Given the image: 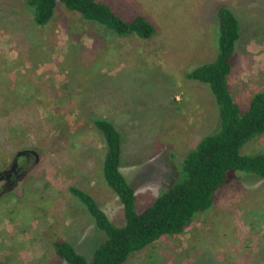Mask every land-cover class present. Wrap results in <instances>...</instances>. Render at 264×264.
Instances as JSON below:
<instances>
[{
	"label": "rangeland",
	"instance_id": "obj_1",
	"mask_svg": "<svg viewBox=\"0 0 264 264\" xmlns=\"http://www.w3.org/2000/svg\"><path fill=\"white\" fill-rule=\"evenodd\" d=\"M23 1L0 0V80L32 77L33 96L44 101L35 104L40 117L61 121L60 130H50L63 148L44 154L31 136L0 151V172L19 151L40 155L0 197V264H68L54 253L56 238L71 241L88 259L102 241L70 187L90 193L114 223H125L123 204L102 176L107 144L94 120L107 119L121 133L120 170L142 212L220 122L209 84L188 76L217 58L221 7L238 19L229 87L240 110L263 89L264 0H99L124 20L143 17L153 28L148 38L116 35L60 1L49 24L38 27ZM13 81L5 89L20 100ZM20 130L11 128L8 135ZM263 152L264 132L241 149L243 155ZM126 264H264V178L230 170L215 206L185 234L162 238Z\"/></svg>",
	"mask_w": 264,
	"mask_h": 264
},
{
	"label": "trees",
	"instance_id": "obj_2",
	"mask_svg": "<svg viewBox=\"0 0 264 264\" xmlns=\"http://www.w3.org/2000/svg\"><path fill=\"white\" fill-rule=\"evenodd\" d=\"M59 1L78 12L81 18L99 23L116 35L132 33L148 38L153 33L152 26L143 17L131 16L124 20L108 4L99 0H24L23 8L34 15L36 26L44 27L49 24ZM237 20L229 8L219 9L217 58L200 65L188 76L189 79L209 84L219 108L217 129L205 135L196 148L187 154L177 166L174 181L142 212L137 211L135 188L120 170L123 151L121 133L107 119L94 120L95 127L103 134L107 144L102 176L123 204L125 223H114L90 193L70 187L72 194L85 204L93 217L95 230L102 236V241L95 248L92 258L88 259L71 241L56 238L53 248L58 258L68 264H126L131 256L162 238L185 234L198 216L215 206L217 191L225 185L230 170L264 178V152L253 155L241 153L242 147L254 135L264 132V87L255 93L245 111L240 110L229 87L233 53L239 37ZM25 75H22L23 78L18 75L21 79L15 75H1L0 151L5 152L15 140L21 144L29 142L31 136L37 141V149L44 154L52 148L58 151L63 145L57 143L61 141L59 135H53L50 127L56 125L60 130V118L59 123L53 121L52 124L40 117L37 103L44 101L33 96L35 88L32 89V77L28 80ZM9 80L19 82L12 90L20 91V100L13 98L5 89ZM16 127L21 129L19 134L8 135L9 130Z\"/></svg>",
	"mask_w": 264,
	"mask_h": 264
},
{
	"label": "flooded vegetation",
	"instance_id": "obj_3",
	"mask_svg": "<svg viewBox=\"0 0 264 264\" xmlns=\"http://www.w3.org/2000/svg\"><path fill=\"white\" fill-rule=\"evenodd\" d=\"M14 165H11V169L9 168L7 171L9 173H3L2 186L0 187V195L3 196L9 189H13V187L23 179V175L29 173V171L38 164L39 157L34 154L27 153L25 155H21L17 158H13ZM23 159V163H20V160ZM25 174V175H26Z\"/></svg>",
	"mask_w": 264,
	"mask_h": 264
},
{
	"label": "water",
	"instance_id": "obj_4",
	"mask_svg": "<svg viewBox=\"0 0 264 264\" xmlns=\"http://www.w3.org/2000/svg\"><path fill=\"white\" fill-rule=\"evenodd\" d=\"M27 153H31V154L36 155L37 157H40L39 153H38L36 150L28 149V150H22V151H19V152L16 154V156H14V158H17V157H19V156H21V155H25V154H27ZM14 161H15V159L12 161V164H11V165H14ZM10 167H11V166H10ZM10 169H11V168H10ZM3 173H4V174H7V173H9V171L4 170V171H1V172H0V181H2L3 178H4ZM25 174H26V173H25ZM25 174H24L23 176H25ZM16 185H17V184H16ZM16 185H15V186H16ZM9 190H10V189H9ZM7 192H8V191H7ZM0 197H1V195H0Z\"/></svg>",
	"mask_w": 264,
	"mask_h": 264
}]
</instances>
